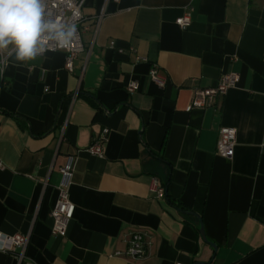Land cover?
Wrapping results in <instances>:
<instances>
[{
  "label": "crops",
  "instance_id": "0c3cea01",
  "mask_svg": "<svg viewBox=\"0 0 264 264\" xmlns=\"http://www.w3.org/2000/svg\"><path fill=\"white\" fill-rule=\"evenodd\" d=\"M102 5L86 0L71 72L56 51L9 56L0 75V236L30 233L24 259L0 251V264H264V0H120L96 29ZM153 64L163 88L149 79ZM230 72L239 79L224 97L187 109ZM221 127L236 130L230 159L216 154ZM104 128V157H93ZM68 156L75 210L55 237ZM133 232L151 236L147 256H114Z\"/></svg>",
  "mask_w": 264,
  "mask_h": 264
},
{
  "label": "built area",
  "instance_id": "2783aa9c",
  "mask_svg": "<svg viewBox=\"0 0 264 264\" xmlns=\"http://www.w3.org/2000/svg\"><path fill=\"white\" fill-rule=\"evenodd\" d=\"M120 0H103L101 11L96 17L95 27L99 28L102 20L107 14V6L110 2L119 3ZM46 11L48 15L57 20H71L76 24L77 35L73 45L68 49H58L48 52L62 51L66 54L65 68L69 72L73 70V61L77 55L84 51V46L81 40L82 31L88 28L83 26L84 15L83 8L86 0H44ZM74 13L76 15H74ZM191 22V10H185L183 15L175 20V24L180 29H186ZM109 48L115 50L117 53H124V49L118 47L114 40L109 42ZM129 52L134 53V49L129 47ZM47 52V53H48ZM43 56V55H41ZM9 55L0 53V75H3L8 66ZM136 61H145L144 58L136 56ZM149 79L159 88H163L166 84V77L159 72L157 65H152L149 70ZM238 75L230 72L222 74L214 87L203 88L194 91L193 98L188 106V110L205 109L214 105L217 99H221L230 88L236 86L238 82ZM138 90V83L131 82L127 85L126 91L134 93ZM64 127L61 129L60 137L62 139ZM109 130L104 128L99 134L94 136L92 142L87 149V152L97 158H103V146L107 140ZM236 141V130L230 127H221L218 131V139L216 144V154L230 159L234 154V146ZM73 157L68 156L66 162L60 167L59 173L61 180L56 187L57 200L51 210V234L55 237H65L68 226L73 218L75 206L70 200V186L73 177ZM0 169H3L0 163ZM152 191L156 193L158 198L164 197V190L157 188L156 182L152 184ZM30 242V233L1 235L0 236V251L10 252L18 250V260L21 262L24 259L25 251ZM152 245L151 236L145 232H133L127 241V247L124 251H116L114 256H123L132 260H139L145 258Z\"/></svg>",
  "mask_w": 264,
  "mask_h": 264
},
{
  "label": "clouds",
  "instance_id": "9594fccd",
  "mask_svg": "<svg viewBox=\"0 0 264 264\" xmlns=\"http://www.w3.org/2000/svg\"><path fill=\"white\" fill-rule=\"evenodd\" d=\"M76 35V24L50 17L44 0H0V53L6 52L16 62L68 49Z\"/></svg>",
  "mask_w": 264,
  "mask_h": 264
},
{
  "label": "water",
  "instance_id": "95a60500",
  "mask_svg": "<svg viewBox=\"0 0 264 264\" xmlns=\"http://www.w3.org/2000/svg\"><path fill=\"white\" fill-rule=\"evenodd\" d=\"M200 232L203 233V228L201 227ZM212 246L215 248V246L212 244Z\"/></svg>",
  "mask_w": 264,
  "mask_h": 264
}]
</instances>
